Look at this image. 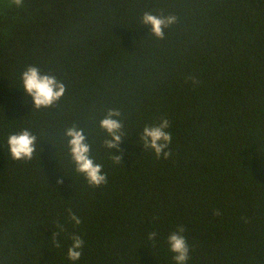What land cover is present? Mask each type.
Returning <instances> with one entry per match:
<instances>
[{
	"label": "trees",
	"instance_id": "1",
	"mask_svg": "<svg viewBox=\"0 0 264 264\" xmlns=\"http://www.w3.org/2000/svg\"><path fill=\"white\" fill-rule=\"evenodd\" d=\"M145 12L176 17L163 40ZM28 66L64 83L51 107L24 94ZM109 110L124 125L119 151L99 126ZM162 118L166 160L140 142ZM73 125L106 185L75 171ZM23 129L37 137L28 162L7 148ZM178 226L187 264H264V0H0V264H73L74 234L75 264H174Z\"/></svg>",
	"mask_w": 264,
	"mask_h": 264
},
{
	"label": "clouds",
	"instance_id": "2",
	"mask_svg": "<svg viewBox=\"0 0 264 264\" xmlns=\"http://www.w3.org/2000/svg\"><path fill=\"white\" fill-rule=\"evenodd\" d=\"M19 5L22 0H16ZM176 23L175 16H160L151 12H145L141 17V24L150 29V33L158 40L165 37V29ZM193 83L196 81L193 78ZM23 92L30 97L35 108H48L58 102L64 95L66 87L62 81L55 76L42 74L41 70L35 66H28L21 74ZM121 113L118 110H109L103 119L99 121V126L110 139L105 140L104 146L109 149L119 151V145L123 142L124 125L120 119ZM170 122L162 118L156 125H146L140 135V142L144 150H150L157 159H168L172 153L170 145L172 136L169 131ZM68 138V149L75 171L82 175L90 188H99L107 184V174L103 172V166L96 163L90 156V145L85 143L86 131L76 125L69 127L65 131ZM37 137L28 129H23L19 133L10 134L7 138V148L10 157L14 161L28 162L36 152ZM113 163L120 164L121 156L112 157ZM58 183H62L58 181ZM67 220L75 226H79L82 221L71 208L67 209ZM218 214V213H216ZM58 232L53 233L52 244L60 248L61 244L57 237L64 231V226L57 222ZM183 226H178L176 230L167 237L169 251L173 254L174 264H187L189 259V246L185 236ZM157 233L151 232L148 235L149 241H155ZM71 245L67 249V258L75 264L79 261L84 247V240L79 235L70 237Z\"/></svg>",
	"mask_w": 264,
	"mask_h": 264
}]
</instances>
